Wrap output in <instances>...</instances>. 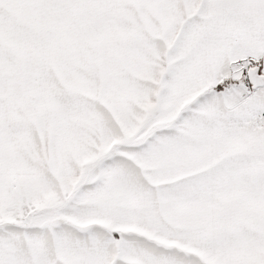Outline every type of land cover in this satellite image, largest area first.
Returning a JSON list of instances; mask_svg holds the SVG:
<instances>
[{
  "label": "snow or ice",
  "instance_id": "6c2138e0",
  "mask_svg": "<svg viewBox=\"0 0 264 264\" xmlns=\"http://www.w3.org/2000/svg\"><path fill=\"white\" fill-rule=\"evenodd\" d=\"M0 264H264V0H0Z\"/></svg>",
  "mask_w": 264,
  "mask_h": 264
}]
</instances>
